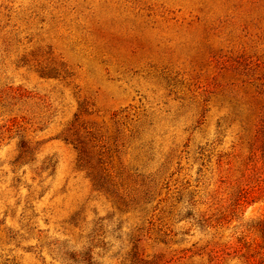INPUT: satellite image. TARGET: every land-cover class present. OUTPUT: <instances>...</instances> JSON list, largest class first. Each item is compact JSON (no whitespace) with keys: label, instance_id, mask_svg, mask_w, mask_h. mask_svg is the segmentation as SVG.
Segmentation results:
<instances>
[{"label":"rangeland","instance_id":"1","mask_svg":"<svg viewBox=\"0 0 264 264\" xmlns=\"http://www.w3.org/2000/svg\"><path fill=\"white\" fill-rule=\"evenodd\" d=\"M0 264H264V0H0Z\"/></svg>","mask_w":264,"mask_h":264}]
</instances>
